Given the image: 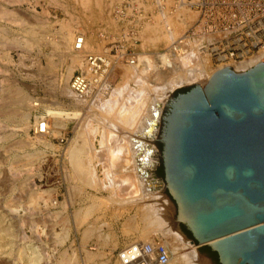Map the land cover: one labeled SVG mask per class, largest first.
<instances>
[{
    "label": "rangeland",
    "instance_id": "374dc122",
    "mask_svg": "<svg viewBox=\"0 0 264 264\" xmlns=\"http://www.w3.org/2000/svg\"><path fill=\"white\" fill-rule=\"evenodd\" d=\"M119 2L120 0H0V104L3 103L0 108L10 111L13 109L15 118L10 124L0 116V235L7 245L6 254L3 255L6 262L13 260L15 255H21V259H17V264H26V262L29 264L28 260L32 259H37L38 264H64L66 255L76 264H120L117 254L123 247L137 240L150 242L161 236L155 229L148 237L146 236L143 227L148 221L142 206L139 207L137 204L127 206L112 204L110 207L108 204L105 208L97 206V210L92 215L84 216V212L79 214L91 202L100 204L101 201L108 200L111 195L109 192L98 193L77 178L70 158L71 150L75 145H82L88 147V150L90 148L91 154L96 153L103 146L101 139L111 132L113 126L117 135L132 134L136 129L137 121L134 122L135 124L131 122L130 116L133 112L130 108L128 110L132 101L130 100L132 95H129L131 91L145 89L152 95L155 93L154 91L152 93L153 89L162 88L173 75L176 76L171 71L173 68L159 67L157 65L159 62L156 60L153 65L158 69L155 70L152 65L155 72L152 70L151 75L145 70L138 72L130 67L117 68L113 73L115 77L112 82L113 88L115 90L121 87L129 88L125 89L129 94L124 90L118 98L120 103H116L122 105L121 110L119 111L118 105V108L115 106L119 115L123 112L122 117L117 119L111 114L108 117H111L112 121L111 118L108 120L105 118L107 116L99 111L100 102L93 101L86 106L87 109L89 108L87 116L90 122L87 120L88 123L83 124V113L79 109L87 100L85 97L77 98L70 91V80L86 54L103 52L118 35L119 25L113 19L112 12ZM171 6H174V3ZM145 9L149 11L153 7L145 6ZM3 11L7 13L4 15L1 13ZM160 16L157 14L144 23L135 52L140 54L155 52L164 49L163 46L170 45L153 42L150 34L147 33V27ZM78 34H84L86 39V53L81 56L72 52L73 42ZM186 67L192 69L190 68L192 65ZM156 72H163L164 76H160L163 79H156ZM133 74L137 79L131 81ZM194 81L188 85L177 86L172 91L169 101L180 90H191L195 86L202 85L200 81H197L199 84H194L197 83ZM17 90L25 97L24 106H9L12 98L15 101ZM109 95H105L103 99L108 102L111 98L117 100L113 94ZM123 100H127V106ZM33 101L40 105L33 107ZM97 102L99 106L94 105ZM49 109L67 110L70 113L80 112L82 115L76 120L67 121L66 128H60L56 127L55 120L50 117ZM170 109L168 106L162 113V126ZM22 116L25 117L24 120ZM135 116L132 118L134 119ZM36 119L48 120L51 133L43 135L35 132ZM110 143L111 140L105 144L108 149L109 145H112ZM155 146L162 155L163 143L156 142ZM30 155H33V158ZM156 162L158 167L153 173L156 178L165 180V176H159V172L165 174L163 158L161 157L160 160V154L156 156ZM95 168L97 174L93 173L96 174L94 176L104 178L101 166ZM163 193L170 196L168 190ZM167 198L176 205L172 197V201L168 196ZM174 204L172 203L173 206ZM174 216L176 218L177 213ZM82 221L85 223L82 224ZM85 229L92 230L93 234L90 233L85 237ZM187 237L195 241L202 256L209 258L206 254L208 249L205 247L208 245L200 246L195 239ZM161 239L166 241L170 249L177 247L169 237ZM89 256L93 257L92 260L88 259ZM213 263L218 264L217 261Z\"/></svg>",
    "mask_w": 264,
    "mask_h": 264
},
{
    "label": "water",
    "instance_id": "95a60500",
    "mask_svg": "<svg viewBox=\"0 0 264 264\" xmlns=\"http://www.w3.org/2000/svg\"><path fill=\"white\" fill-rule=\"evenodd\" d=\"M169 107L163 163L178 224L221 264H264V63L227 67Z\"/></svg>",
    "mask_w": 264,
    "mask_h": 264
},
{
    "label": "bare ground",
    "instance_id": "6f19581e",
    "mask_svg": "<svg viewBox=\"0 0 264 264\" xmlns=\"http://www.w3.org/2000/svg\"><path fill=\"white\" fill-rule=\"evenodd\" d=\"M156 1H158V0H156ZM172 4H173L172 0H168V2L164 6L165 10L159 14L162 16V18H161V16H160V18L158 17L151 25H149L147 27V33L150 34L151 39L155 43L164 42V43H167L168 45L169 44L172 45V43H174V41L176 39L175 36L177 35V32H179V30L185 28L187 25L191 24L195 20L194 14L187 11L186 9H179L177 11L171 12L173 10V6H171ZM1 13H4V15H5V13H7V11H3ZM82 35H84V34H82ZM77 37L74 39L73 46H72V52L74 54L81 56L83 54L82 52L77 53V52H74V50H73V47L75 46V43L77 40ZM84 48L86 51V39H85ZM156 61L162 62V64H164L168 68H173L171 71L174 72V74H176V76L173 75L172 78L169 79L170 81L168 80L169 82L167 81L168 83H166V85H164L162 88L159 87V88L153 89L152 93H153V91L155 93L150 95L143 88L144 90H140V91H135V90L131 91L130 90L132 93L130 92L131 94H129L126 91L129 89L128 87H127L128 89L125 86H124L125 88L121 87L120 89L118 87V89L120 91L112 88L111 92L109 93L110 94L109 96H111V94H113L115 97H117V100H116V98H114L116 101L112 100L111 97H110L111 101H110V99H108L110 102L106 101L105 98L104 99L102 98L103 100H101L99 98L100 100H97V101L100 102L99 103L100 106L98 105V102L94 104L95 106L98 105L100 107L99 111L101 113H104V115L107 116L105 118H107L108 120H109V118H111V117H108L111 114H114L112 116H115L118 119V117H122L121 115H123V112L122 113L120 112V115L118 113L121 110L122 107L120 108V106H122V105L120 104V106H119L117 104L120 108L119 111H117L115 106H117L116 103H120V99L118 100V98L121 97V93H123V91L126 89L125 92H127L129 95H132V97L130 99L132 101H131V103L129 101L130 105L128 107V110H129V108L132 109L133 115H131L132 114L131 110H130L131 114H128V115H131L130 116L131 120H132L131 122L133 124H135L134 122L137 121V124L135 126L136 129L134 132H132V134L128 133L126 135V133H125V135H122V136H121V133H120V135H117L116 129L114 128V126L112 128L109 125V127L112 128L111 132L108 133L107 136H103L104 138L101 139L103 146H102V148H100L97 151L95 149L94 151H96V153L92 152V154H91L90 148L88 150L87 149L88 147L85 148L82 145L81 146L75 145L74 148L71 150L70 158L72 159L74 169L76 170L77 178L78 179L80 178L81 180H83V182L85 183L86 186L92 188L93 190H96L98 193L109 192L111 195L108 198V200L105 199L107 201H105L103 199H102L103 201H101L100 199H97V200L101 201L100 204H98V203L95 204L94 201H93L94 203L91 202L89 205H87L88 204L87 203L86 204L87 206L85 209H83L81 211L79 210L80 211L79 214H82V212H84L85 213L84 216L85 215L87 216L90 214L92 215L93 212L95 210H97L96 209L97 206H100L101 208H105L108 206L110 207L112 204L123 205V206L124 205L127 206L129 204L130 205L131 204H133V205L137 204V206H139V207L142 206V209L144 210V213L146 214L145 218H147V221H148L147 225H145L143 227L144 231H146L145 232L146 236L148 237L151 234L152 230L155 229L156 231L160 232V234H161V236H159L160 238L169 237L171 239L170 241H173L176 244L177 247L170 249L172 255H171V259H170L169 264H212V262H213V261L211 262L212 259L210 260L209 258L202 256L198 252V247H196L197 245H195L191 240H189V238L181 231L180 225L178 224V222L174 216L177 213V207L174 204V202L172 201L171 197L168 194H166L170 198V200L172 201L174 206L169 201L167 196L163 193V191L166 192L168 190V184L165 180H161V179L156 178V176L153 172L158 167V163L156 162V156L160 154V160H161V157L163 158V154L161 155V152L158 151V149L155 146V143L156 142L160 143L163 141L162 143L164 145V134H165V130H166L165 123L167 125V122H164L163 126L161 125V121L163 118L162 113L165 109H167V107L169 105L172 104V100L169 101V97L171 96L172 91L177 86L185 85V84L188 85L189 83H192V81H194V80H196L194 82L200 81V83L202 84V85H200V87L202 90H204L207 87V85L209 84V81L214 76V74H216L217 72H219L225 68L214 71L213 73L211 71L209 73L208 71H206L205 67L202 68L201 66L196 64L198 61V57H196V55H194V54H189V55L185 56L180 61L181 64H175V65H173L171 63L168 64V61L167 60L165 61L161 57H157ZM187 65L188 66L192 65V67H190L192 69L191 70L187 69V67H186ZM153 66L155 67V70H156L157 67L155 65H153ZM240 70H237L235 72L237 74H241V73H246L249 71V70L248 71H240ZM163 74H164L163 72H156V76H155L156 79H159V80L163 79V78H160V76L162 77ZM169 74H171V73H169ZM132 79H137V76L135 74H133V77H131V81H133ZM16 89L17 88H15V90ZM3 90H5V89H3ZM70 91L72 92L71 88H70ZM12 92H14V91H12ZM15 93H16L15 94V101L13 98H12L13 101L11 99H9L11 101L9 102L8 105L9 106L14 105V106H19V107L24 106L25 97L22 95V93L20 91L15 92ZM12 94H14V93H12ZM75 96H77V95H75ZM114 96H112V97H114ZM78 97L79 96H77V98ZM83 97H86V96H83ZM122 97H124V96L122 95ZM1 98H2V96H1ZM133 99H134V101H133ZM126 101L123 100L124 104L127 106ZM5 103H7V101H5ZM32 104H33V107H37L40 105V104H35L34 101L32 102ZM0 105H3V103ZM125 105H123V106H125ZM118 106H117V108H118ZM10 108L12 109V107H10ZM10 108H8V109H10ZM145 108H146V110H144ZM123 110L125 111V107L123 108ZM15 111H17V110H15ZM48 111H49L50 117H52L55 120L56 127H60V128L61 127L66 128L68 126V124H66L67 121L69 122V120H76L77 118H79L82 115L80 112L70 113V112H67V110L61 111V110L49 109ZM127 112H126V114H127ZM0 116H2V119L8 121L10 124L15 121L13 109H12V111H10V110H4V109L0 108ZM134 116H135V118L133 119L132 117H134ZM24 118L25 117L22 116V120H24ZM126 118H129V117L126 116ZM36 121H37V123H36L37 127L39 126V124L41 122H43V120H38V119H36ZM111 121H112V118H111ZM116 121L118 122V120H116ZM128 121L130 122V120H128ZM102 122H104V121H102ZM113 122H114V120H113ZM133 124H131V125H133ZM103 125H105V124H103ZM113 129H115V130L113 131ZM50 130H51V128L48 124L47 125V134L51 133ZM109 140H111L112 145L111 146L109 145V149H108V146L106 147L105 144L108 143ZM31 158H33V155L31 156ZM31 158H30V160H31ZM27 160H28V158H27ZM84 160H85V162H84ZM30 162H32V161H30ZM163 162H164V158H163ZM99 165L101 166L102 171L104 173V178H102V179L94 176L97 174L94 171V170H96L95 167H97ZM11 168H13V167L11 166ZM73 172L75 175V171H73ZM93 173H96V174H93ZM174 211H175V213H174ZM99 212H101V211H99ZM87 218H89V217H87ZM78 219H79V217H78ZM142 219H144V217ZM82 220H83V216H82ZM145 220L143 222H145ZM81 223L83 224L85 222L82 221ZM91 229H93V228H91ZM0 230H1V220H0ZM85 230H86L85 237L88 236L90 233L93 234L92 230H90V229H85ZM145 234H142V235H145ZM82 235H83V232H82ZM11 236H12V234H11ZM150 238H151V236L149 237V241H150ZM146 240H148V239L146 238ZM144 241H138L137 240L136 242H144ZM152 241H154V240L152 239ZM4 242H5V239L2 237V235H0V264H10V263H13V264L16 263L17 264V262H18L17 259L18 258L21 259V255L20 256L15 255L13 260L9 259L10 261L7 260V262L3 259V257H5L3 255L6 254L5 250L7 247V245L4 244ZM34 251H36V250H34ZM65 257L66 258H65L64 264H76L75 262L73 263L71 261V259L69 257H67L66 255H65ZM92 258H93L92 256L88 257L89 260H92ZM19 261H21V260H19ZM28 261L30 262L29 264H32V263L38 264L37 259H32V260H28ZM59 263H61V261ZM119 263H120V261H119ZM26 264H28V263L26 262Z\"/></svg>",
    "mask_w": 264,
    "mask_h": 264
},
{
    "label": "built area",
    "instance_id": "2783aa9c",
    "mask_svg": "<svg viewBox=\"0 0 264 264\" xmlns=\"http://www.w3.org/2000/svg\"><path fill=\"white\" fill-rule=\"evenodd\" d=\"M167 2L120 0L112 12L119 25L118 35L103 52L85 55L70 80L72 92L86 96V104L93 103L109 95L117 68L145 70L151 75L157 57L175 65L194 54L198 57L196 64L212 73L227 67L248 71L264 63V0H172L171 12L186 9L194 14V22L179 30L172 45L155 52H135L144 23L162 13ZM145 6L153 9L147 11ZM84 46L85 37L79 34L73 50L86 53ZM157 65L166 69L162 62ZM48 124V120L41 122L35 132L46 135ZM153 240L125 246L117 259L121 264H169L172 253L166 241Z\"/></svg>",
    "mask_w": 264,
    "mask_h": 264
},
{
    "label": "flooded vegetation",
    "instance_id": "af4514ba",
    "mask_svg": "<svg viewBox=\"0 0 264 264\" xmlns=\"http://www.w3.org/2000/svg\"><path fill=\"white\" fill-rule=\"evenodd\" d=\"M190 90H188L187 92H189ZM187 92H181V93H178L176 96H174V98L172 99V101H175L178 97H180L181 95L187 93ZM180 229L181 231L186 235V236H189V234H192L185 225L183 224H180ZM207 256L209 258H211L213 261H216L217 259L219 260V256H218V253L215 252L212 248L208 249L207 252H206ZM221 264V263H220Z\"/></svg>",
    "mask_w": 264,
    "mask_h": 264
},
{
    "label": "crops",
    "instance_id": "0c3cea01",
    "mask_svg": "<svg viewBox=\"0 0 264 264\" xmlns=\"http://www.w3.org/2000/svg\"><path fill=\"white\" fill-rule=\"evenodd\" d=\"M87 104H85L81 109H79L83 113V124L90 122L89 116H87V113L89 112V108L87 109ZM88 120V122H87Z\"/></svg>",
    "mask_w": 264,
    "mask_h": 264
},
{
    "label": "trees",
    "instance_id": "16d2710c",
    "mask_svg": "<svg viewBox=\"0 0 264 264\" xmlns=\"http://www.w3.org/2000/svg\"><path fill=\"white\" fill-rule=\"evenodd\" d=\"M188 90H189V89H184V90H180V91H182V92H187ZM180 91H179V92H180ZM179 92H177V93H179ZM162 170H163V166H162ZM159 176H165L164 172H162V173L159 172ZM189 237L192 238V239H194V237H193L192 234H189ZM205 247H206L207 249H210V246H205ZM216 261H217L218 264H220V262H219L218 259H217Z\"/></svg>",
    "mask_w": 264,
    "mask_h": 264
}]
</instances>
